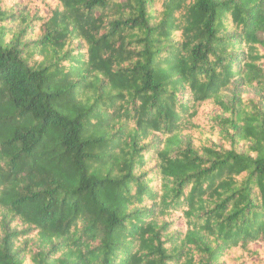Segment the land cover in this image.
I'll use <instances>...</instances> for the list:
<instances>
[{
	"label": "trees",
	"instance_id": "trees-1",
	"mask_svg": "<svg viewBox=\"0 0 264 264\" xmlns=\"http://www.w3.org/2000/svg\"><path fill=\"white\" fill-rule=\"evenodd\" d=\"M0 264H264V0H0Z\"/></svg>",
	"mask_w": 264,
	"mask_h": 264
},
{
	"label": "rangeland",
	"instance_id": "rangeland-1",
	"mask_svg": "<svg viewBox=\"0 0 264 264\" xmlns=\"http://www.w3.org/2000/svg\"><path fill=\"white\" fill-rule=\"evenodd\" d=\"M256 94H257L256 91L253 89H250V88L242 89V95H243V98H245V99H247L249 97H255ZM233 95H234L233 91L227 92V98H231V97H233Z\"/></svg>",
	"mask_w": 264,
	"mask_h": 264
}]
</instances>
